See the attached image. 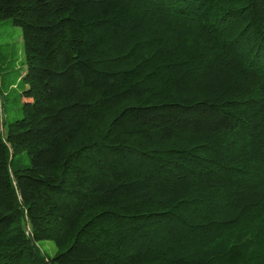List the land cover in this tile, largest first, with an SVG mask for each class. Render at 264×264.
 <instances>
[{
    "label": "trees",
    "instance_id": "1",
    "mask_svg": "<svg viewBox=\"0 0 264 264\" xmlns=\"http://www.w3.org/2000/svg\"><path fill=\"white\" fill-rule=\"evenodd\" d=\"M5 19L26 69L9 99L0 64V264H264V0H0Z\"/></svg>",
    "mask_w": 264,
    "mask_h": 264
},
{
    "label": "rangeland",
    "instance_id": "2",
    "mask_svg": "<svg viewBox=\"0 0 264 264\" xmlns=\"http://www.w3.org/2000/svg\"><path fill=\"white\" fill-rule=\"evenodd\" d=\"M0 53V64L7 67L9 71L10 79H8V81H11L12 85H18L17 88L13 89L9 87V91H12V93L9 94L8 98L11 99L14 96L13 94H18V91H20L22 87V83L19 82V78L17 77L18 71L23 72L26 69V61L22 28L14 25L9 19L0 22ZM4 80L6 79L4 78ZM6 88H8V86ZM13 108L16 107L12 104V100H9L7 104V113L10 121L16 118ZM18 116H20V114H18ZM40 245L41 248L50 255H53L57 250L52 240L41 241Z\"/></svg>",
    "mask_w": 264,
    "mask_h": 264
}]
</instances>
